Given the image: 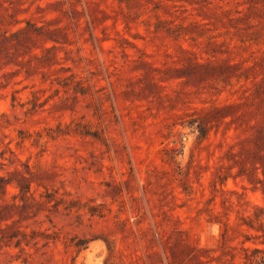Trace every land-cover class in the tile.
<instances>
[{
	"label": "rangeland",
	"instance_id": "1",
	"mask_svg": "<svg viewBox=\"0 0 264 264\" xmlns=\"http://www.w3.org/2000/svg\"><path fill=\"white\" fill-rule=\"evenodd\" d=\"M0 264H264V0H0Z\"/></svg>",
	"mask_w": 264,
	"mask_h": 264
}]
</instances>
